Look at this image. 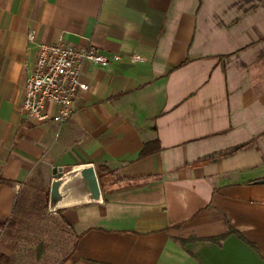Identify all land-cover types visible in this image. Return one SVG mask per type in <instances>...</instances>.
<instances>
[{
    "label": "crops",
    "instance_id": "crops-1",
    "mask_svg": "<svg viewBox=\"0 0 264 264\" xmlns=\"http://www.w3.org/2000/svg\"><path fill=\"white\" fill-rule=\"evenodd\" d=\"M41 41L122 55L62 124L20 109ZM85 162L104 200L49 211ZM262 179L264 0H0V264H264ZM19 197L52 262L12 247Z\"/></svg>",
    "mask_w": 264,
    "mask_h": 264
},
{
    "label": "built area",
    "instance_id": "built-area-1",
    "mask_svg": "<svg viewBox=\"0 0 264 264\" xmlns=\"http://www.w3.org/2000/svg\"><path fill=\"white\" fill-rule=\"evenodd\" d=\"M36 41L37 32L28 33ZM122 60V55L105 54L90 47H73L63 42L41 41L34 67L26 79L25 99L21 111L37 123L68 121L77 109L79 95L90 85L82 79L87 62L106 67ZM134 61L142 60L135 56Z\"/></svg>",
    "mask_w": 264,
    "mask_h": 264
},
{
    "label": "water",
    "instance_id": "water-1",
    "mask_svg": "<svg viewBox=\"0 0 264 264\" xmlns=\"http://www.w3.org/2000/svg\"><path fill=\"white\" fill-rule=\"evenodd\" d=\"M259 182L264 183V179ZM104 200L103 190L93 162L54 167L48 208L51 212Z\"/></svg>",
    "mask_w": 264,
    "mask_h": 264
},
{
    "label": "rangeland",
    "instance_id": "rangeland-1",
    "mask_svg": "<svg viewBox=\"0 0 264 264\" xmlns=\"http://www.w3.org/2000/svg\"><path fill=\"white\" fill-rule=\"evenodd\" d=\"M20 218L25 219L28 223L21 222L18 224L19 229L16 231L17 234L15 235V240H13V242L15 241L18 246L17 249L20 252H23V254H26L28 256L40 257V259L42 260H45L47 262H52L51 260L53 256L55 257L56 255L51 251L47 250L48 247L46 248V244L44 243V241H41L38 238L39 228H38L37 219L35 217H24L21 214H20ZM26 227H30V229H27ZM24 228H26L25 231H23ZM4 230L6 231V225H5V229L4 227L0 229V234H2ZM24 236L26 238H24Z\"/></svg>",
    "mask_w": 264,
    "mask_h": 264
},
{
    "label": "trees",
    "instance_id": "trees-1",
    "mask_svg": "<svg viewBox=\"0 0 264 264\" xmlns=\"http://www.w3.org/2000/svg\"><path fill=\"white\" fill-rule=\"evenodd\" d=\"M147 151H149V148L147 145H145V147L143 148L142 152H141V155H145L147 154ZM106 171V168L105 167H98L97 168V173H98V176H99V179H100V183H101V186H103V181H102V178H103V175L105 174L104 172ZM48 196H49V190H48ZM25 198H21L19 197L16 201V205H15V208H14V212H13V217L10 219L9 222H11V224L13 225H18L19 223H28L25 219H21L20 218V214L22 212V208L24 207L25 205ZM47 207H48V201H47ZM19 217V218H18ZM7 223V220L5 221H2L0 220V229L2 227H4ZM26 225V224H25ZM27 229H30V227H26ZM26 228L23 229V231L26 230ZM226 235H223V236H219V237H213L212 240H215V241H221ZM28 237V235H27ZM24 238H26L24 236ZM28 239V238H27ZM13 248H18L16 242L14 241L13 242V245H12Z\"/></svg>",
    "mask_w": 264,
    "mask_h": 264
}]
</instances>
